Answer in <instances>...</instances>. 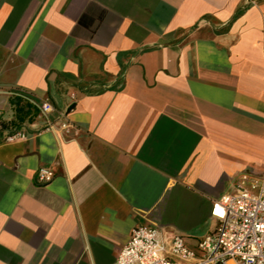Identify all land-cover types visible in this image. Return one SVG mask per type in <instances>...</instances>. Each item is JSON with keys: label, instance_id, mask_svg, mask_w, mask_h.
Segmentation results:
<instances>
[{"label": "crops", "instance_id": "crops-1", "mask_svg": "<svg viewBox=\"0 0 264 264\" xmlns=\"http://www.w3.org/2000/svg\"><path fill=\"white\" fill-rule=\"evenodd\" d=\"M1 121L0 264H113L142 223L194 243L264 176V0H0Z\"/></svg>", "mask_w": 264, "mask_h": 264}, {"label": "built area", "instance_id": "built-area-1", "mask_svg": "<svg viewBox=\"0 0 264 264\" xmlns=\"http://www.w3.org/2000/svg\"><path fill=\"white\" fill-rule=\"evenodd\" d=\"M47 118L50 102L40 106ZM24 134L15 132L7 139ZM54 171L42 166L36 181L48 183ZM214 229L194 243L179 232L150 224L133 228L113 264H264V176L240 175L231 189L213 201Z\"/></svg>", "mask_w": 264, "mask_h": 264}, {"label": "trees", "instance_id": "trees-1", "mask_svg": "<svg viewBox=\"0 0 264 264\" xmlns=\"http://www.w3.org/2000/svg\"><path fill=\"white\" fill-rule=\"evenodd\" d=\"M10 128L8 123H5L3 121L0 122V134L4 129ZM14 130H11L10 132L12 133Z\"/></svg>", "mask_w": 264, "mask_h": 264}, {"label": "rangeland", "instance_id": "rangeland-1", "mask_svg": "<svg viewBox=\"0 0 264 264\" xmlns=\"http://www.w3.org/2000/svg\"><path fill=\"white\" fill-rule=\"evenodd\" d=\"M172 213H173V214H172L171 216H174V212H172ZM188 216H189V215H187V214H186V215H185V217H182V218H183V220H185V221H186ZM202 231H203V230H202ZM199 233H200V232H199Z\"/></svg>", "mask_w": 264, "mask_h": 264}]
</instances>
